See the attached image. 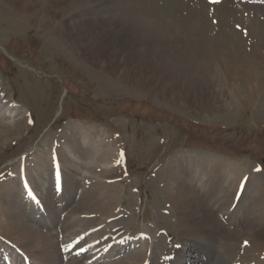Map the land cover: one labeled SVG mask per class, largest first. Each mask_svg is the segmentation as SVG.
I'll list each match as a JSON object with an SVG mask.
<instances>
[{
	"label": "rangeland",
	"instance_id": "374dc122",
	"mask_svg": "<svg viewBox=\"0 0 264 264\" xmlns=\"http://www.w3.org/2000/svg\"><path fill=\"white\" fill-rule=\"evenodd\" d=\"M11 1L0 0V83L8 101V105L0 103V196L11 197L7 184L19 182L24 164L27 178L46 180L40 189L52 197L48 184L57 183L51 170L53 158L61 162L66 156L64 144L73 150L78 138L87 137L97 150L108 149L116 163L112 171L101 174L83 167V176L91 174L84 178L91 182L86 187H82L83 177L72 178L79 171H70L66 163L60 166L62 193L71 198L63 224L70 239L85 225L80 227L71 219L84 213L88 230L98 229L97 239L104 235L108 236L104 244L110 242V213L104 205L98 213L92 212L89 198L97 193L110 202V191L117 185L124 235L139 240L144 228L164 230L169 243L180 247L193 239L192 233H203L198 218L204 214L194 207L181 208L173 193L180 185L200 193V182L207 178L192 180L190 173L173 179L171 163L178 162L181 168L194 160L197 166L208 163L199 159L205 155L236 164L242 178L248 179V169H260L258 174L252 171L251 180L264 183V41L246 40L249 28L239 21L235 24L240 9L256 13L252 8L238 2H223L226 9L216 8L220 1L213 5L215 14L209 20L204 12L208 5L181 14L184 6L173 10L170 2L162 6L163 0L158 4L147 0L152 9L145 10L119 5L120 0H53L49 7L53 9L42 14L56 21L45 24L28 22L29 10L20 4L14 7ZM222 10L231 12L232 33L234 24L245 31L239 48H234V40L221 38ZM64 17L74 21L65 23ZM226 51L231 52L225 56ZM225 172L215 175L216 185ZM27 204L19 203L27 217L24 226L33 231L30 216L36 215L25 211ZM213 208L221 222V208ZM8 210L0 206V215L5 213L7 221ZM3 222L0 217V240L19 248L4 238ZM162 231L158 235L164 241ZM35 255L43 260H31L45 264L43 252ZM115 256L114 252L107 257L105 264Z\"/></svg>",
	"mask_w": 264,
	"mask_h": 264
},
{
	"label": "bare ground",
	"instance_id": "6f19581e",
	"mask_svg": "<svg viewBox=\"0 0 264 264\" xmlns=\"http://www.w3.org/2000/svg\"><path fill=\"white\" fill-rule=\"evenodd\" d=\"M10 1L11 0H9V2ZM18 1L19 2H17V0H14V2L11 1V5L15 7L16 5L20 4L21 6L23 5L25 7V10H29L30 13L28 15V22L36 20L40 23L42 22L45 24H50L56 21L42 14L43 12H47L49 9H53V7L49 8L50 5H53V0H46L45 2L43 0H40L39 2H37V0H23V2H21L22 0ZM158 1L159 0H154L151 1V3L158 4ZM204 1L163 0L162 6L166 5L168 2L174 6L173 10H175L177 7L181 8L184 6V9H181L179 12L181 14L184 12L188 14L190 10L199 11V8L197 7L201 8L202 6L208 5L204 12L206 14L207 12L209 13L208 19L211 20V17L213 14H215L214 9H226L227 7L224 3L232 4L234 2H238L240 5L246 6V8H252L256 13H246V10L242 11L239 8L240 12L236 13V20L234 19L235 24L238 25L237 21H239L245 26V28H249L246 40L254 41L257 44L258 41H264V0H216L219 3L221 1V3L216 8H213V5L210 4L211 0ZM147 2V0H120L119 5H126L127 7L128 5H131L129 7L136 9L143 7L144 10L145 8L152 9V7L147 5ZM35 4L38 5L36 6ZM43 4H45V7ZM155 12L159 13V9ZM219 14L223 17L221 19L218 18L220 19L219 23H221V25H219L221 26L222 31V33H220L221 38H224L225 40H234L236 45L234 48H239L241 45H243V35L245 34V31H242L234 24V30L232 33L231 27L229 28V20L232 19V15H230L231 12L227 13L226 11L222 10ZM40 15L42 17H40ZM138 15H141L140 12ZM162 15L163 14H155V17L161 18ZM142 16L144 15H141V17ZM65 18L66 17L63 18V21ZM213 20L215 19H212V21ZM72 21H74V19L71 17V19H68L64 22L67 23ZM187 21L188 20L185 22ZM184 24H182V26H184ZM187 25L188 24L185 26ZM189 27H191V25ZM224 32H228L229 35L224 34ZM212 34L213 33H211V35ZM215 36L217 37V34ZM225 50L228 49L226 48ZM226 52L228 53H225V56L229 55V52L231 51ZM5 96L4 86H2L0 83V103L8 105L6 104L8 101L6 100ZM12 109L17 110L16 105H13ZM80 126L81 125H78L79 128ZM80 138H78L73 150L71 149L72 147L69 148L66 144H64V152L66 153V156L62 157L61 162H58L57 159L53 157L52 158L54 161L51 159L53 178L54 180L55 178L57 180L55 186H50V195L52 197L48 198V194L44 196L42 192L44 189H40L42 188L43 184L46 183V180L36 182L27 178L28 175H26V167L23 166L24 164L22 165V169L19 171V177L17 178L19 182L16 183L13 181L11 182L13 185L7 184L8 188H10L11 191L14 190V192H8L11 197H8L7 200L5 199L6 196L4 194L0 196V206L3 205L9 208V221L3 219V216L5 217V213L0 215L1 219L5 221L2 224L5 229L4 238L6 240L9 238L10 240L15 241L19 248H24L27 251V256L24 253L25 251H22V249L15 248L14 245L10 244L9 242L5 243H8L10 246L3 245L2 243L4 242L0 240V258L4 259L5 264H7L8 259L12 258L13 256V252L10 249L11 247L21 251L28 264H39L38 262H41L39 260H43V256L40 258L35 254L39 255L41 252L44 253L46 258L45 264H73V262L76 264H89V262H95L94 264H105L108 260L107 257L112 255L114 252L115 255H117L115 256V259H121H113L114 261H110V264H264V183L256 185L255 182L251 180V175L253 173L258 174L260 169L255 170L253 169L254 167L248 169L246 176L248 179L242 178V169L239 166L237 167L236 164L232 162H225L213 157L212 159H208V156L205 155H199V159L208 160V163L206 161V163L199 164L197 166L196 163L193 162L194 160L188 162V167L182 166L179 168L178 162H173L170 164L173 179L177 175L178 177H182L184 179L190 176V173L193 176L191 177L192 180L193 178H198L201 181L207 178L205 182H200L202 186L200 188L202 192L200 193L196 192L194 189H184L182 185H180V188L176 189L173 193L174 198L178 199L177 203H179L181 208L186 207V209L189 210L190 208L194 207V211H202L204 214L203 217L198 218L199 222L202 224V228H200L203 231L202 234L192 233L193 239L189 241L186 240L183 243H181L180 240V243L182 244L180 247H175L169 243L171 240L167 234L168 232L164 230H158L154 232L148 228H144L142 229V233H138L142 235L141 239L135 240L136 235L128 238L126 232L128 229L125 231V235L124 230H122V225L124 224L123 221L125 220L122 216H120V214H122L123 210L119 209L122 205V201L120 199L122 194L116 187L117 185H111L113 186L114 191H110V202L108 201L109 198L101 197L97 193H92V198H89V206L94 207L91 210L92 212L98 213L100 209H103L100 205H104L105 212L110 213V242L104 244L108 239V236L104 235V237L102 236L101 239H97L100 232L98 229H96V227V230H88L85 222L86 217L83 215L84 213H81L78 215V217L71 219V223L74 222V224L79 226L83 224L85 225H83V232H80L77 237L74 235V239L73 237L70 239L69 234L63 227V224L66 215L68 216L66 203L67 200H70L71 198L67 196V193L66 195L62 193L64 189L61 186V183L63 185V178L61 176L62 174L60 172V166L62 163H66L69 166L70 171L75 170L80 172L79 174H72V178L83 177L84 179L87 177V175L88 177H91L89 176L91 174L83 176L85 174L83 173L85 170V168L82 169L83 167H92L94 171H97L101 174L106 173V171L109 169L112 171L116 163L115 157H112L113 154L109 153L108 149L105 151H99L95 145L90 144L87 137L81 136ZM57 152L59 155L62 153L60 151ZM80 154L85 155V157L82 158ZM192 157L195 158V156ZM224 169L228 170V172L227 174L225 172L226 175L222 176V179L218 181L219 184L216 185L215 175L223 174L222 172ZM58 180H60L59 186ZM225 181L229 183L228 185L230 187L226 186L224 183ZM252 183L254 184L253 186H251ZM89 185H91V182L87 179H84L83 187ZM68 186L70 185H67V187ZM168 186L169 184L167 182V189ZM8 188L7 191H9ZM69 189L73 192L75 191L74 189ZM5 193L7 192L5 191ZM13 198L17 201V209L15 208ZM105 200H107V202H105ZM20 201L30 203V205L27 204L25 208L26 212L29 210L32 215L40 216L39 221H33L30 216L31 225L36 228L33 229V231L24 226L25 220L27 221V217H25L24 213L22 214L23 209L19 205ZM52 202H54L56 205H60L63 210L60 211L57 206L52 204ZM215 206L221 208V222H219L218 218L216 217V211L218 210L213 208ZM42 207L44 209V214L39 211V208ZM61 212H66V214L62 217ZM196 216L200 217L199 213L196 214ZM198 220H196V222H198ZM66 221H69V219ZM103 225L104 224H102V226ZM50 228L57 232V236L53 235L52 231H50ZM159 231H162L161 233L164 234V241L162 240L161 236L158 235ZM179 236L183 237L182 235ZM59 237H64V240L58 241ZM140 240H142L141 243ZM130 244H132V249H130ZM71 246H74L73 249L66 253V249L70 248ZM91 248H97V250L94 253H91ZM113 248H116V251H114L115 249L113 250ZM30 250H33L34 252H30ZM119 250H121V253L118 255ZM33 253L35 254L33 255ZM192 253L196 254L198 258L193 257ZM125 254L128 255L123 257ZM32 258L38 262L31 260ZM99 259L104 262L98 263L100 262ZM17 263L18 262H16V264Z\"/></svg>",
	"mask_w": 264,
	"mask_h": 264
},
{
	"label": "water",
	"instance_id": "95a60500",
	"mask_svg": "<svg viewBox=\"0 0 264 264\" xmlns=\"http://www.w3.org/2000/svg\"><path fill=\"white\" fill-rule=\"evenodd\" d=\"M262 162L264 163V159L262 160Z\"/></svg>",
	"mask_w": 264,
	"mask_h": 264
}]
</instances>
